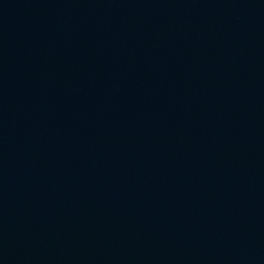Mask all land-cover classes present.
<instances>
[{"label":"water","instance_id":"1","mask_svg":"<svg viewBox=\"0 0 264 264\" xmlns=\"http://www.w3.org/2000/svg\"><path fill=\"white\" fill-rule=\"evenodd\" d=\"M0 264H264V0H0Z\"/></svg>","mask_w":264,"mask_h":264}]
</instances>
